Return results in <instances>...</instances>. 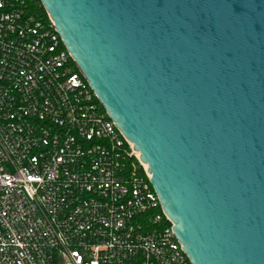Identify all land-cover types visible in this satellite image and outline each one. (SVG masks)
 I'll use <instances>...</instances> for the list:
<instances>
[{"label": "water", "instance_id": "water-1", "mask_svg": "<svg viewBox=\"0 0 264 264\" xmlns=\"http://www.w3.org/2000/svg\"><path fill=\"white\" fill-rule=\"evenodd\" d=\"M39 2L190 264H264V0Z\"/></svg>", "mask_w": 264, "mask_h": 264}, {"label": "built area", "instance_id": "built-area-1", "mask_svg": "<svg viewBox=\"0 0 264 264\" xmlns=\"http://www.w3.org/2000/svg\"><path fill=\"white\" fill-rule=\"evenodd\" d=\"M149 179L51 19L0 0V264H190Z\"/></svg>", "mask_w": 264, "mask_h": 264}, {"label": "trees", "instance_id": "trees-1", "mask_svg": "<svg viewBox=\"0 0 264 264\" xmlns=\"http://www.w3.org/2000/svg\"><path fill=\"white\" fill-rule=\"evenodd\" d=\"M27 4L28 7L32 10V12H34V14L36 15V17L40 20H47V15L45 13V11L43 10V8L40 5L39 0H27ZM132 162L138 166V162L136 161V159H132ZM139 170L140 167H139Z\"/></svg>", "mask_w": 264, "mask_h": 264}, {"label": "bare ground", "instance_id": "bare-ground-1", "mask_svg": "<svg viewBox=\"0 0 264 264\" xmlns=\"http://www.w3.org/2000/svg\"><path fill=\"white\" fill-rule=\"evenodd\" d=\"M135 155H136V158H139V154H138L137 152H135ZM142 166H143L145 169L147 168V166L144 165V164H142Z\"/></svg>", "mask_w": 264, "mask_h": 264}]
</instances>
